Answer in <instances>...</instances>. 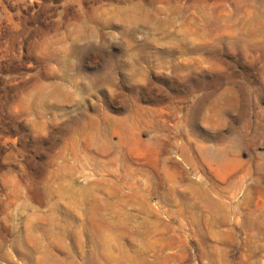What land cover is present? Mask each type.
Masks as SVG:
<instances>
[{"label": "rangeland", "instance_id": "1", "mask_svg": "<svg viewBox=\"0 0 264 264\" xmlns=\"http://www.w3.org/2000/svg\"><path fill=\"white\" fill-rule=\"evenodd\" d=\"M0 264H264V0H0Z\"/></svg>", "mask_w": 264, "mask_h": 264}]
</instances>
